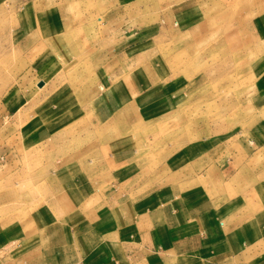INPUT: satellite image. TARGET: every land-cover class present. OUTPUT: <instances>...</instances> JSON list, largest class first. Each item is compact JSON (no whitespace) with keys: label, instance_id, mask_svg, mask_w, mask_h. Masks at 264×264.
Listing matches in <instances>:
<instances>
[{"label":"rangeland","instance_id":"374dc122","mask_svg":"<svg viewBox=\"0 0 264 264\" xmlns=\"http://www.w3.org/2000/svg\"><path fill=\"white\" fill-rule=\"evenodd\" d=\"M116 2L0 0V235L10 231L20 240L22 226L40 229L60 219L54 189H69L78 177L105 174L129 183L137 176V185L162 186L252 124L253 85L264 72V0H137V25H157L158 57L172 60L182 80L197 78L168 113L97 125L89 104L102 84L82 40ZM45 49L56 70L31 86L30 100L7 101L29 84H22L26 57ZM15 248L2 251L0 264Z\"/></svg>","mask_w":264,"mask_h":264},{"label":"crops","instance_id":"0c3cea01","mask_svg":"<svg viewBox=\"0 0 264 264\" xmlns=\"http://www.w3.org/2000/svg\"><path fill=\"white\" fill-rule=\"evenodd\" d=\"M137 16V0H117L82 40L102 84L89 104L97 125L168 113L197 78L174 74L173 61L158 57L157 25L142 29ZM20 20L30 35V15ZM26 58L22 84H29L13 89L7 101L30 100L25 93L57 68L47 49ZM251 115L237 141L211 147L168 184L137 185V176L124 183L103 174L54 189L63 216L40 229L22 226L20 240L10 231L0 235V254L16 247L6 264H264V72L253 85Z\"/></svg>","mask_w":264,"mask_h":264},{"label":"built area","instance_id":"2783aa9c","mask_svg":"<svg viewBox=\"0 0 264 264\" xmlns=\"http://www.w3.org/2000/svg\"><path fill=\"white\" fill-rule=\"evenodd\" d=\"M72 264H83L82 262H76V263H72Z\"/></svg>","mask_w":264,"mask_h":264}]
</instances>
